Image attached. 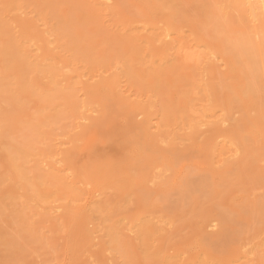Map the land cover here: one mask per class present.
I'll list each match as a JSON object with an SVG mask.
<instances>
[{"label":"rangeland","instance_id":"374dc122","mask_svg":"<svg viewBox=\"0 0 264 264\" xmlns=\"http://www.w3.org/2000/svg\"><path fill=\"white\" fill-rule=\"evenodd\" d=\"M244 10L238 0H0V224L18 244L0 246V264H264V34L254 31L264 20L256 28ZM34 61L62 73L58 98L44 99L54 83ZM67 152L76 175L87 171L65 172L78 193H51L50 182L41 192L45 174L68 169ZM34 194L52 218L24 209Z\"/></svg>","mask_w":264,"mask_h":264},{"label":"bare ground","instance_id":"6f19581e","mask_svg":"<svg viewBox=\"0 0 264 264\" xmlns=\"http://www.w3.org/2000/svg\"><path fill=\"white\" fill-rule=\"evenodd\" d=\"M236 2V1H235ZM237 3V2H236ZM238 3H239V5H241L243 8H245L246 9V11L248 12V16H247V18H249L248 19V21L250 22V24L252 23V24H254L255 23V26H256V28L257 27H259L260 26V28L259 29H261L262 27H261V25H259V26H257L256 25V23H259L261 20V18H263V20H264V0H238ZM235 4V3H234ZM238 5V4H237ZM245 11V10H244ZM245 11V12H246ZM247 15V14H246ZM261 15L263 16V17H261ZM259 17H261L260 19H259ZM262 20V21H263ZM259 21V22H258ZM262 23V22H261ZM244 24V23H243ZM263 24V23H262ZM28 25V24H27ZM21 26V29L23 30V32H24V36H26V38H30L31 40H34L35 41V38H37V37H35L34 36V34H32V33H29V31H28V29H27V27H26V23L24 24V22L20 25ZM254 26V27H255ZM253 27V26H252ZM264 27V26H263ZM29 28V27H28ZM256 28H253V29H256ZM258 29V30H259ZM264 29V28H263ZM262 30V29H261ZM256 33H260L261 34V32H262V34H264V32H263V30L262 31H258L257 32V30H254ZM19 33V32H18ZM164 33H165V31H164ZM23 34V33H22ZM22 34H20L19 33V35H22ZM166 34V33H165ZM259 34V35H260ZM159 35V34H158ZM167 35H169V34H167ZM258 35V34H257ZM23 36V37H24ZM28 36V37H27ZM256 36V35H255ZM261 37H263L262 35H260ZM23 37H20V38H23ZM159 37V36H158ZM39 38V37H38ZM48 37H46V39H47ZM149 38V37H148ZM163 38V37H162ZM260 38V37H259ZM23 39H25V38H23ZM40 39V38H39ZM156 39V38H155ZM160 39V38H159ZM168 39H169V37H168ZM262 39H264V37L262 38ZM26 40V39H25ZM170 40V39H169ZM21 41H23V42H26V41H24V40H21ZM27 41H29V40H27ZM34 41H31L30 42V44L31 43H33ZM39 41V40H38ZM158 42V41H157ZM168 42V41H167ZM174 42H176L175 40H174ZM21 43V42H20ZM27 43V42H26ZM38 43V42H37ZM203 43V42H202ZM39 44V43H38ZM37 44V45H38ZM50 44V43H49ZM49 44L47 45V46H49ZM167 44V43H166ZM174 44V43H173ZM23 44L21 43V46H22ZM28 45H29V43H28ZM164 45V44H163ZM179 45H181V44H179ZM183 45V44H182ZM181 45V46H182ZM26 46V45H25ZM30 46V45H29ZM45 46V45H44ZM43 46V47H44ZM51 46V45H50ZM172 46V45H171ZM180 46V47H181ZM184 46V45H183ZM27 47V46H26ZM33 47V49H34V47H36V46H32ZM179 47V48H180ZM22 48V47H21ZM28 48H30L31 49V47H28ZM171 48V47H170ZM173 48V47H172ZM186 48V47H185ZM40 49V48H39ZM47 49V48H46ZM49 49V48H48ZM184 49V48H183ZM190 49V48H189ZM20 50V49H19ZM35 50H38V49H35ZM41 50V49H40ZM172 50V49H171ZM173 50H174V48H173ZM179 50V49H178ZM24 51V50H23ZM30 51V50H29ZM49 51V50H48ZM50 51H51V49H50ZM50 51H49V53H50ZM35 52H39V51H35ZM179 52V51H178ZM177 52V53H178ZM22 53V52H21ZM33 53V52H32ZM32 53H30V55H32ZM40 53V52H39ZM52 53V52H51ZM190 52H188V54H187V52H186V54H187V60L188 59H190V60H192L193 59V61H198V62H204L203 61V59L205 58V57H202L203 55H202V53H200L199 54V52H198V54H195V53H191V54H189ZM196 53H197V51H196ZM212 53V52H211ZM27 55L29 54V52L28 53H26ZM35 55H36V53H34ZM38 54V53H37ZM43 54V53H42ZM213 54V53H212ZM216 54V53H215ZM23 56H24V54H22ZM26 55V56H27ZM47 55H48V52H47V54H46V56H45V54H44V57H46L45 58V60H47ZM211 55V54H210ZM210 55H209V57H210ZM37 56V55H36ZM49 56V55H48ZM34 57V56H33ZM180 57V56H179ZM182 57V56H181ZM208 57V56H207ZM49 59H50V57H48ZM53 58V57H52ZM38 59V58H37ZM39 59H40V57H39ZM208 59V58H207ZM33 60V59H32ZM51 60V59H50ZM55 60V59H54ZM54 60H51V61H54ZM209 60H210V58H209ZM31 61V60H30ZM39 61V60H38ZM49 61V60H48ZM41 62V61H40ZM55 62H57V61H55ZM61 62V61H60ZM27 63H28V61H27ZM44 63H45V61H44ZM42 64V65H44V67L47 65H45V64ZM47 63V62H46ZM196 64H197V62H195ZM195 64V65H196ZM201 64V63H200ZM199 64V65H200ZM28 65V64H27ZM31 67H32V69H35V70H37V69H39L40 71H38V72H41L40 74H42V71H43V73L45 72V74H46V76H51L52 77V79H50L49 78V80H47L48 78H46V80L48 81V83H49V85H51L52 86V84L54 85V86H50L51 88H49L48 90H46L47 92L46 93H49L48 95L47 94H43V95H47L44 99L46 100L47 99V97H52V98H54V97H56V98H58V95H57V88H59V87H57L58 86V82H57V79H56V76H58L57 74L59 73V75H62V73H60V72H58L57 70H59V69H57L56 71H57V73L55 72V71H53L55 68H52V66L51 67H48V66H46L47 68H51L52 70H48L46 67L45 68H43V66L42 67H39L37 64H35V61L34 62H31ZM51 65V64H50ZM49 65V66H50ZM26 66V65H25ZM38 66V68L36 69V67ZM201 66V65H200ZM208 66V65H207ZM54 67V66H53ZM56 67V66H55ZM212 68V67H211ZM204 71V70H203ZM30 72V71H29ZM33 72V71H32ZM36 73V72H35ZM39 74V75H40ZM49 74V75H48ZM203 74V73H202ZM34 75V74H33ZM45 78V77H44ZM57 78H61V77H57ZM114 78V77H113ZM51 80H52V83H51ZM60 81H61V79H59ZM88 81V80H87ZM106 81V80H105ZM112 81V80H111ZM117 82L119 81V80H116ZM116 81H114V82H116ZM70 82H71V80H70ZM74 82V81H73ZM76 82V81H75ZM74 82V83H75ZM77 82H79V81H77ZM99 82V81H98ZM108 82V81H107ZM106 82V83H107ZM61 83V82H60ZM69 83V82H68ZM85 83H86V80H85ZM84 82H82L81 83V86H83L82 84H85ZM109 83H111V82H109ZM113 83V82H112ZM62 84H64V82H62L61 83V85ZM77 84V83H76ZM75 84V85H76ZM87 84H89V83H87ZM87 84H85L86 85V87L88 86L89 88L91 87V86H89V85H87ZM93 84H95V83H93ZM98 84V83H97ZM118 84V83H117ZM61 85L59 84V86L61 87ZM67 84H65L64 86H66ZM70 85V84H69ZM68 85V86H69ZM78 85H80V83L78 84ZM84 85V86H85ZM92 85V84H91ZM113 85V84H112ZM111 84H110V86H112ZM204 85V84H203ZM80 86V87H81ZM83 86V87H84ZM93 86V85H92ZM104 86V85H103ZM117 86V85H116ZM206 86V85H205ZM67 87V86H66ZM71 87V86H70ZM73 87V90H74V87L75 86H72ZM71 87V88H72ZM83 87H82V89H83ZM87 87V88H88ZM97 87V86H96ZM96 87H94V89H96ZM119 87V86H118ZM71 88H68V92H70V94H71V92L73 91V90H71ZM79 88V87H78ZM88 88V89H89ZM111 88V87H110ZM114 88H116L115 86H114ZM71 91H70V90ZM75 89H76V87H75ZM84 89H85V87H84ZM93 88H91V90H92ZM117 89V88H116ZM78 90V89H77ZM44 91V90H43ZM66 91H67V88H66ZM79 91V90H78ZM82 91V90H81ZM207 91H208V89H207ZM45 92V91H44ZM59 92V91H58ZM87 92H88V90H84L83 91V94H87ZM42 93V92H41ZM92 93V92H91ZM113 93V92H112ZM118 93V92H117ZM120 93V92H119ZM90 94V93H89ZM86 95L87 96V98H89L88 96H90V95ZM119 96V95H118ZM78 97V96H77ZM80 97V96H79ZM81 97H83V96H81ZM81 97L79 98L80 100H81ZM96 97V96H95ZM122 97V96H121ZM51 98V99H52ZM85 98V97H84ZM90 98H91V96H90ZM50 99V100H51ZM73 99V101H74V98H72ZM72 99H71V101H72ZM75 99L77 100V98L75 97ZM94 99V98H93ZM92 98H91V101L90 100H87L88 102L90 101L91 103H88L86 100H84V101H82V102H79L80 104V107H78V103L76 104L77 105V107H78V114H80L79 116H80V118L82 119V120H88L89 118H90V116H87V111H89V110H93L94 108H92L94 105H92L93 103H92V100H93ZM122 99V98H121ZM55 100V99H54ZM63 100V99H62ZM80 100H77V101H80ZM127 100V99H126ZM56 101V100H55ZM120 101V100H119ZM122 101V100H121ZM53 103V102H52ZM151 105V104H150ZM152 106V105H151ZM80 108V109H79ZM89 117V118H88ZM83 122V121H82ZM221 122V121H220ZM151 123V122H150ZM81 124V123H80ZM80 124H79V126H80ZM263 134H264V132H262ZM262 136V135H261ZM263 138H264V135H263ZM226 142V141H225ZM262 143V142H261ZM227 146V145H226ZM58 148V147H57ZM62 148V147H61ZM61 148L59 149V150H61ZM61 151H63V150H61ZM60 152V151H59ZM70 153L71 152H67V153H65L64 155H66V157H67V161H68V169H66V170H58V172H50V174H45V172H43L42 170H40V171H42L43 172V175L45 174V179L44 180H42L41 179V176H39L40 177V180H42V182H36V184H35V186L38 188V189H40L41 190V192H42V189H44V188H46V187H42L43 185L45 186L46 185V182H50V184H52V185H50V186H48V187H51V186H53V187H51V189H49L50 191H51V193H53V190H55L54 191V193H56V194H60L62 197H63V195H62V193L63 194H65L67 191H68V193L69 194H72L73 193V190H74V188H73V190H72V188L71 187H69L68 188V184H69V182H68V184H67V179H69L70 177L68 176L70 173H68V175L66 174L65 175V172H67L68 170H70V171H68V172H71V170H72V168H70V167H72L70 164H71V161H70V158H72V157H70ZM48 154H51V152L50 153H48ZM59 154H61V155H63V152H60ZM58 155V154H57ZM61 155H60V157H61ZM52 156V155H51ZM49 157H50V155H49ZM53 158H54V155L52 156ZM48 158V157H47ZM52 158V159H53ZM72 160V159H71ZM57 162H58V160H57ZM61 163V162H60ZM45 164V163H44ZM59 164V163H58ZM38 166V165H37ZM54 166V165H53ZM57 166V165H56ZM64 167V166H63ZM66 167V166H65ZM44 168V167H43ZM45 168H46V166H45ZM87 168V167H86ZM40 169V168H39ZM47 169H48V167H47ZM45 170V169H44ZM52 170V169H51ZM73 170H74V168H73ZM72 170V171H73ZM77 170V169H76ZM75 170V171H76ZM40 171H38V172H40ZM75 171H73L74 172V174H73V176L74 177H77V178H80V177H82L81 175H84V174H86V173H84V171L85 172H87L86 170H82L81 172L78 170V172H77V175L75 174ZM42 172L40 173L41 175H42ZM61 172H64V175H60V173ZM47 173V172H46ZM162 173V172H161ZM37 175V174H36ZM71 176V175H70ZM73 176H72V178H73ZM85 176V175H84ZM91 176V175H90ZM43 177V178H44ZM87 177V176H86ZM86 177H85V179H86ZM25 178V177H24ZM83 178V180H85L84 179V177H82ZM81 178V179H82ZM21 179V178H20ZM23 179V178H22ZM21 179V180H22ZM76 179V178H75ZM26 180V179H25ZM71 180V179H70ZM74 180V179H73ZM78 179H76L75 181H77ZM80 180V179H79ZM27 181V180H26ZM39 181V180H38ZM78 182H81V181H78ZM85 183V182H84ZM149 183V182H148ZM25 185V184H24ZM24 185H22L23 187H24ZM83 185V184H82ZM25 186H27V184L25 185ZM73 187V186H72ZM54 188V189H53ZM67 189V190H66ZM24 190V189H23ZM22 190V191H23ZM27 190V189H26ZM25 190V191H26ZM34 190V189H33ZM32 190V191H33ZM70 190V191H69ZM22 191H20V192H22ZM30 192V191H29ZM62 192V193H61ZM71 192V193H70ZM74 192H76V189L74 190ZM76 193H78V192H76ZM31 194V193H30ZM35 195V194H34ZM19 196V195H18ZM17 196V197H18ZM65 196H67L66 194H65ZM70 196V195H69ZM71 196H76V194H74V195H71ZM70 196V197H71ZM78 197L80 196L79 194L77 195ZM8 197V196H7ZM17 197H16V199L15 200H17V204H18V201H20V199H17ZM59 197V196H58ZM6 198V197H5ZM54 198H56V199H58L56 196L54 197ZM46 199H48V198H46ZM76 199H78V198H76ZM80 199V198H79ZM6 200V199H5ZM8 200H10V199H8ZM7 200V201H8ZM12 201L11 202H9L8 201V205H13V207H12V209H14V201H13V199H11ZM41 200H42V197H41V199H40V196H32V198H29L28 199V201H27V203H26V205H23L24 206V209H27V208H36L35 210H36V212H37V208H39V209H41L38 213H35L34 214V212H33V210H31L30 212H32V213H29V217H31V214L32 215H34V216H36V214L38 215V217H39V220L40 221H45L46 219H50V218H52V216L54 215V212L52 213V211H54L53 210V208L52 207H45L46 206V200L45 199H43V203L45 204L44 206L42 205L43 203L41 202ZM55 200V199H54ZM24 201V200H23ZM57 201V200H56ZM55 201V202H56ZM1 202V201H0ZM4 202V201H3ZM25 202H26V200H25ZM25 202H24V204H25ZM49 202V201H48ZM79 202V201H78ZM5 203V202H4ZM3 203V204H4ZM7 203V202H6ZM16 203V202H15ZM22 203V202H21ZM50 203V202H49ZM48 203V205H50V204H52V203H50L49 204ZM66 203V202H65ZM76 203V202H75ZM16 204V206L18 207V211H19V207L20 206H22V204H18L17 205ZM20 205V206H19ZM57 205V204H56ZM74 205V204H73ZM2 206V205H1ZM23 206H22V208H23ZM53 206V205H52ZM70 206H71V204H70ZM10 207V208H11ZM2 208V207H1ZM0 208V209H1ZM16 208V207H15ZM70 208H72V207H70ZM5 209H6V207H5ZM11 209V210H12ZM38 209V210H39ZM7 210H9V209H7ZM10 210V211H11ZM66 210H68L67 208H66ZM81 210V209H80ZM4 211V210H3ZM14 211V210H13ZM12 211V212H13ZM17 211V209L15 210V212H18ZM21 211H24V210H22L21 209ZM4 212H6V211H4ZM15 212H13V214L15 213ZM29 212V211H28ZM27 212V213H28ZM58 212V211H57ZM68 212H70L69 210H68ZM1 213H2V211H1ZM19 213V212H18ZM21 213V212H20ZM17 214V213H16ZM15 214V215H16ZM22 215H24V214H22ZM21 215V216H22ZM19 216H20V214H19ZM27 216V215H26ZM17 217V216H16ZM16 217H14V218H16ZM59 217H61V216H59ZM18 218V217H17ZM21 218V217H20ZM19 219V218H18ZM24 219V218H23ZM22 219V220H23ZM83 219V218H82ZM52 220V219H51ZM69 220H70V218H69ZM73 220V219H72ZM75 220V219H74ZM79 220H81V218L79 219ZM77 221V223L79 222H81V221ZM84 220V219H83ZM25 221V220H24ZM34 221H35V219H34ZM71 221V220H70ZM19 222V221H18ZM27 222V221H26ZM30 222V221H29ZM33 222V221H32ZM66 222V221H65ZM73 222H76V221H73ZM45 223V222H44ZM76 223V224H77ZM78 223V224H79ZM27 224V223H26ZM50 224V223H49ZM81 224V223H80ZM33 225H34V223H33ZM57 228H58V226L56 225V223L54 224ZM51 226V225H50ZM134 226H136L135 224H134ZM149 226H151V225H149ZM30 227V226H29ZM75 227H76V225H75ZM145 227V226H144ZM148 227V226H147ZM33 228V227H32ZM44 228V227H43ZM52 228V227H51ZM60 228V227H59ZM18 229H19V227H18ZM30 229V228H29ZM38 229V228H37ZM39 229H41V228H39ZM62 229V228H61ZM153 229V228H152ZM21 230V229H20ZM142 231H143V229H141ZM148 230V229H147ZM31 231V230H30ZM37 231V230H36ZM146 231V230H145ZM18 232V231H17ZM20 232V231H19ZM62 232V231H61ZM149 233H150V230L148 231ZM38 233V232H37ZM28 234H31V233H28ZM35 234H36V232H35ZM61 234V233H60ZM15 235H17V234H15ZM38 235V234H37ZM54 235V234H53ZM14 236V235H13ZM12 236V237H13ZM59 236V235H58ZM62 236V235H61ZM8 237V235H7V231L2 227V225L0 224V246H1V248H3L2 246H6V247H8V246H12L13 247V245H12V243H14L15 245H18V244H16V240H14L13 238H15V237H10V238H7ZM16 237H18V239H19V236H16ZM30 237V236H29ZM28 237V238H29ZM146 237V236H145ZM16 239V238H15ZM20 240V239H19ZM50 240H52V238L50 239ZM57 240V238L55 239V241ZM32 241V240H31ZM18 242V241H17ZM50 242V241H49ZM54 242V241H53ZM19 246H20V244H19ZM5 250V249H4ZM10 250V249H9ZM12 251H14V249L13 248H11V252ZM20 252V251H19ZM13 253V252H12ZM15 254V253H14ZM42 254V253H41ZM15 256V255H14ZM12 258H13V255H12ZM19 258V257H18ZM16 261V260H15ZM19 261V260H18ZM50 264V263H49Z\"/></svg>","mask_w":264,"mask_h":264}]
</instances>
